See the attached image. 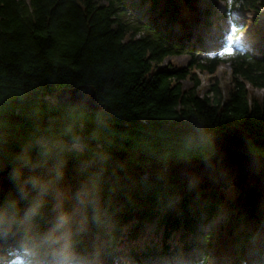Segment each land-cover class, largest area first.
<instances>
[{"label": "trees", "instance_id": "obj_1", "mask_svg": "<svg viewBox=\"0 0 264 264\" xmlns=\"http://www.w3.org/2000/svg\"><path fill=\"white\" fill-rule=\"evenodd\" d=\"M222 1L0 0V264L11 248L44 264H264V206L168 171L209 158L230 128L264 157V97L249 88L264 89L263 45L230 58L229 86L205 96L166 62L205 48ZM230 1L252 13L233 40L255 37L264 0ZM83 85L100 111L57 98Z\"/></svg>", "mask_w": 264, "mask_h": 264}, {"label": "water", "instance_id": "obj_2", "mask_svg": "<svg viewBox=\"0 0 264 264\" xmlns=\"http://www.w3.org/2000/svg\"><path fill=\"white\" fill-rule=\"evenodd\" d=\"M57 98L68 104L100 111L101 104L93 86L63 89ZM249 135L230 128L213 138L214 153L207 159L169 167L184 184L195 183L215 190L234 188L250 203L264 206V157L249 148Z\"/></svg>", "mask_w": 264, "mask_h": 264}, {"label": "rangeland", "instance_id": "obj_3", "mask_svg": "<svg viewBox=\"0 0 264 264\" xmlns=\"http://www.w3.org/2000/svg\"><path fill=\"white\" fill-rule=\"evenodd\" d=\"M223 6V3H222ZM260 13L264 14V7L260 6ZM226 24H230V20L227 19ZM256 40L259 41V37H256L255 40H253L252 42H255ZM246 41H251L248 37H241L240 38V42L246 44ZM202 57H205V55H200ZM191 61V57L189 55L186 54H182V55H175V56H171L168 57L166 59V62L172 65H178L182 68H185L186 70L192 71L193 74H191L192 76H188L186 79L183 80V86L185 89H189L191 88L194 84L197 85L199 83V85L196 87V92L197 94H199L200 96H205L208 94V92L211 89V86L214 83H219V88H222L223 90L225 88H227L229 86V82L232 81V78L234 76L233 73V69L232 66L227 63V62H223L220 63V65L217 67V69L214 71V73H209V72H205L202 73L197 69H189L188 68V64ZM194 85V86H195ZM251 92H253L254 94H256V96L258 97H264V89H256L253 88L251 86H249ZM192 264V263H190Z\"/></svg>", "mask_w": 264, "mask_h": 264}]
</instances>
